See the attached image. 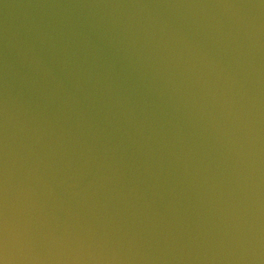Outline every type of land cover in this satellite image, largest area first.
Listing matches in <instances>:
<instances>
[{"label":"water","instance_id":"1","mask_svg":"<svg viewBox=\"0 0 264 264\" xmlns=\"http://www.w3.org/2000/svg\"><path fill=\"white\" fill-rule=\"evenodd\" d=\"M0 264H264V0H0Z\"/></svg>","mask_w":264,"mask_h":264}]
</instances>
